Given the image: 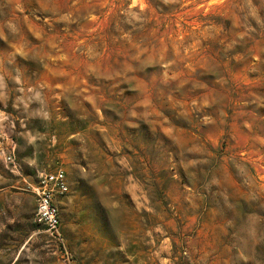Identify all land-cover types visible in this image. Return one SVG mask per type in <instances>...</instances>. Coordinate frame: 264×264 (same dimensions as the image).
Here are the masks:
<instances>
[{
	"label": "rangeland",
	"instance_id": "obj_1",
	"mask_svg": "<svg viewBox=\"0 0 264 264\" xmlns=\"http://www.w3.org/2000/svg\"><path fill=\"white\" fill-rule=\"evenodd\" d=\"M0 264H264V0H0Z\"/></svg>",
	"mask_w": 264,
	"mask_h": 264
},
{
	"label": "built area",
	"instance_id": "obj_2",
	"mask_svg": "<svg viewBox=\"0 0 264 264\" xmlns=\"http://www.w3.org/2000/svg\"><path fill=\"white\" fill-rule=\"evenodd\" d=\"M5 161L10 165L12 171L18 170V165L13 155L7 156ZM67 190L65 176L61 170H57L51 174L41 175L37 185L33 188V193L36 198L33 223L43 228L58 245H62L60 216L53 200L56 195L66 194Z\"/></svg>",
	"mask_w": 264,
	"mask_h": 264
},
{
	"label": "crops",
	"instance_id": "obj_3",
	"mask_svg": "<svg viewBox=\"0 0 264 264\" xmlns=\"http://www.w3.org/2000/svg\"><path fill=\"white\" fill-rule=\"evenodd\" d=\"M29 188H26L27 190H24L26 194L23 195L24 196L23 203H20L19 201L16 202V207L14 206V209L19 214L18 216L20 217V220L24 224L26 223L29 226H31L33 223V213L35 210V201H34L35 196L33 193L34 187L30 186Z\"/></svg>",
	"mask_w": 264,
	"mask_h": 264
}]
</instances>
